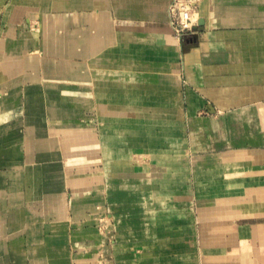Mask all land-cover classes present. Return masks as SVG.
<instances>
[{"label": "crops", "instance_id": "obj_1", "mask_svg": "<svg viewBox=\"0 0 264 264\" xmlns=\"http://www.w3.org/2000/svg\"><path fill=\"white\" fill-rule=\"evenodd\" d=\"M0 0V264H264V0Z\"/></svg>", "mask_w": 264, "mask_h": 264}, {"label": "built area", "instance_id": "obj_2", "mask_svg": "<svg viewBox=\"0 0 264 264\" xmlns=\"http://www.w3.org/2000/svg\"><path fill=\"white\" fill-rule=\"evenodd\" d=\"M168 12L169 26L178 41L183 42L197 35V0H172Z\"/></svg>", "mask_w": 264, "mask_h": 264}, {"label": "water", "instance_id": "obj_3", "mask_svg": "<svg viewBox=\"0 0 264 264\" xmlns=\"http://www.w3.org/2000/svg\"><path fill=\"white\" fill-rule=\"evenodd\" d=\"M203 24H204V21L202 19H200L198 21V26L195 28V31L202 32L203 31Z\"/></svg>", "mask_w": 264, "mask_h": 264}]
</instances>
